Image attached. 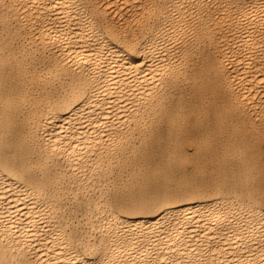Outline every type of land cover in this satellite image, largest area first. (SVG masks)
Masks as SVG:
<instances>
[{
    "label": "bare ground",
    "instance_id": "obj_1",
    "mask_svg": "<svg viewBox=\"0 0 264 264\" xmlns=\"http://www.w3.org/2000/svg\"><path fill=\"white\" fill-rule=\"evenodd\" d=\"M0 264H264V0H0Z\"/></svg>",
    "mask_w": 264,
    "mask_h": 264
},
{
    "label": "rangeland",
    "instance_id": "obj_2",
    "mask_svg": "<svg viewBox=\"0 0 264 264\" xmlns=\"http://www.w3.org/2000/svg\"><path fill=\"white\" fill-rule=\"evenodd\" d=\"M159 128L161 129V130H164V128H165V126H163V127H161V126H159ZM153 143V142H152ZM184 149H185V152H183V157H188V158H190V157H193L195 154H194V152H193V149H192V147H187V146H184ZM167 150H166V148H163L162 150H158L157 152H156V156L157 157H159L157 160L158 161H162V160H164V158H166L167 156L166 155H164V153L166 152Z\"/></svg>",
    "mask_w": 264,
    "mask_h": 264
}]
</instances>
